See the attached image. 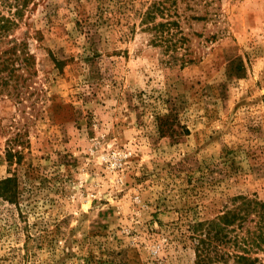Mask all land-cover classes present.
I'll return each instance as SVG.
<instances>
[{"label":"rangeland","instance_id":"1","mask_svg":"<svg viewBox=\"0 0 264 264\" xmlns=\"http://www.w3.org/2000/svg\"><path fill=\"white\" fill-rule=\"evenodd\" d=\"M151 1L30 2V78L0 99V264H218L192 225L264 200V0L183 24L185 65L143 30Z\"/></svg>","mask_w":264,"mask_h":264},{"label":"trees","instance_id":"2","mask_svg":"<svg viewBox=\"0 0 264 264\" xmlns=\"http://www.w3.org/2000/svg\"><path fill=\"white\" fill-rule=\"evenodd\" d=\"M31 1L0 0V99L5 95L21 98L25 82L30 78L20 73L30 74L34 64L30 35L25 34L19 40L16 31L23 24ZM212 1L152 0L139 12L143 30L151 44L159 48L165 62L185 65L198 58L192 52L191 37L183 24L210 18ZM6 182L7 178L0 179L3 198L9 190ZM188 236L199 252V261L216 259L218 264H223L222 259L232 256L234 261L228 264H264L252 255L255 250L264 249V200L236 196L232 205L216 218L196 221ZM228 244L232 249L227 250Z\"/></svg>","mask_w":264,"mask_h":264}]
</instances>
